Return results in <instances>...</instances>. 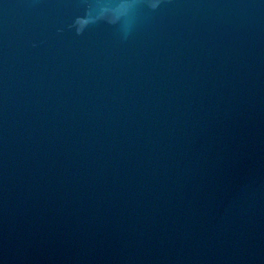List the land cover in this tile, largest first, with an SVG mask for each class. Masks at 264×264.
<instances>
[{
  "label": "water",
  "instance_id": "obj_1",
  "mask_svg": "<svg viewBox=\"0 0 264 264\" xmlns=\"http://www.w3.org/2000/svg\"><path fill=\"white\" fill-rule=\"evenodd\" d=\"M0 264H264V0H0Z\"/></svg>",
  "mask_w": 264,
  "mask_h": 264
}]
</instances>
